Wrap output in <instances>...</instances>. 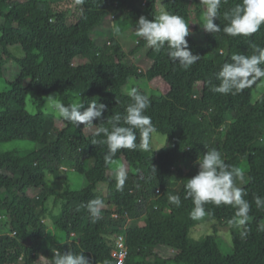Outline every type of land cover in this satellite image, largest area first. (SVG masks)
Here are the masks:
<instances>
[{"label": "trees", "instance_id": "trees-1", "mask_svg": "<svg viewBox=\"0 0 264 264\" xmlns=\"http://www.w3.org/2000/svg\"><path fill=\"white\" fill-rule=\"evenodd\" d=\"M241 2L222 0L214 22L222 29L224 12ZM163 10L189 23V49L201 57L188 70L170 60L166 47L157 51L135 34L128 37L140 16L154 20ZM204 12L200 0H0V78L9 85L0 90V146L31 144L0 148V264H52L57 250L83 252L92 264H116L120 235L129 247L125 264H264V209L253 199L264 197V93L254 100L253 85L224 95L209 83H219L216 74L232 54L251 55V44L264 46V24L250 37L212 34L201 26ZM15 46L23 53L12 52ZM9 58L19 68L13 78ZM160 79L166 88L152 85ZM130 86L149 96L146 114L167 141L158 146L153 137L149 151L119 150L114 160L127 166L128 179L117 191V165L106 164V145L92 141L102 138L95 128L110 127L108 118L124 112ZM54 92L65 104L79 96L108 107L91 127H77L46 109ZM207 148L243 170L240 187L251 204L246 238L228 223L235 214L231 205L209 202L203 218L190 215L185 184ZM71 173L84 176L86 185L73 188ZM169 195H179L181 204H170ZM96 197L105 208L93 223L86 204ZM205 222L214 223V233L192 237ZM222 226L229 228L232 249ZM54 227L65 237H56Z\"/></svg>", "mask_w": 264, "mask_h": 264}, {"label": "clouds", "instance_id": "clouds-1", "mask_svg": "<svg viewBox=\"0 0 264 264\" xmlns=\"http://www.w3.org/2000/svg\"><path fill=\"white\" fill-rule=\"evenodd\" d=\"M200 3L205 6L201 26L208 33L223 31L231 37H250L264 24V0H242L225 11L223 15L227 23L222 29L214 22L219 15L222 0H200ZM223 3H227V0H223ZM120 31L119 27L114 28L115 33L119 34ZM190 34L189 23L185 18L166 10L155 16L154 20L140 16L136 21L135 35L143 38L148 47L157 51L166 47L170 60L178 63L184 70L190 69L201 57L189 49L186 37ZM250 48L251 55L234 53L223 63L216 74L219 83L209 82L212 92L235 96L243 93L245 89L252 88L253 85L257 89L264 87V46L253 43ZM127 95L130 102L124 112H115L108 118L107 123L110 127L95 128L94 135L102 138L92 141L95 145H106L107 152L104 155L106 164L117 165L114 173L117 191L123 190L128 179L126 167L114 160L117 152L121 149L149 151L153 137L157 133L151 117L146 114L151 106L149 96L136 88L128 91ZM47 98L48 106L55 115L76 124L77 127L81 124L84 127H91L95 119L102 118L108 107L105 103L95 100L82 101L79 96L68 104L52 96ZM85 103L88 105L86 108ZM196 163L199 165L198 172L187 179L184 196L185 200L192 201L193 208L190 213L192 219L199 220L207 215L205 204L209 202L216 206L231 205L235 208V214L228 223L239 230L242 239L246 238L249 234L247 222L250 219L251 204L244 198L248 193L236 183L237 180L244 181L243 170L226 163L222 153L215 148H207V152L202 157L199 156ZM152 170L156 172L154 167ZM253 199L258 209H264V197L254 195ZM168 201L176 206L181 204L179 195H169ZM86 208L91 221L96 223L102 218L105 202L96 197L87 202ZM260 230L264 231V225L260 226ZM52 264H92V261L83 252L57 250L54 252Z\"/></svg>", "mask_w": 264, "mask_h": 264}, {"label": "rangeland", "instance_id": "rangeland-1", "mask_svg": "<svg viewBox=\"0 0 264 264\" xmlns=\"http://www.w3.org/2000/svg\"><path fill=\"white\" fill-rule=\"evenodd\" d=\"M134 34H135V32H132L131 31L128 34L129 35L128 37L133 38ZM128 37H125V38H128ZM130 44H127L126 45V48H128L130 46ZM11 51L14 52L17 55L23 53V50H22V48L20 46L12 47L11 48ZM143 56H144V54H142V56H140L141 63L145 67H147L149 65V62H148L147 58H145L146 56H144V57ZM6 68H7V75H9V77L13 78V77H16L17 76V74L19 72V68H18V65H17L15 59L9 58L7 60V63H6ZM144 85H146V84H144ZM152 85L154 87H163V88H166L164 82L161 79L160 80H155L154 84H152ZM150 87H151V85H150ZM8 88H9V85L7 84V82L5 81V79L0 78V90H5V89H8ZM132 88H133V86L132 87L130 86L129 88L126 89V91L127 92L130 91ZM263 93H264V87H261L259 89H256L254 91V100H257L258 98H260ZM49 96H52L53 98H57L58 99V93H56V92L47 95V97H49ZM28 108L32 112H35L36 111V108L32 104L31 97L28 98ZM46 109L49 112H52V110L49 108L48 104H47ZM58 124L59 125H62V121L60 119H58ZM92 131H94V130H92V129L89 130V132H92ZM154 141L157 142V144H155V145L162 146V143H164V144L166 143L167 138H166V136H164L162 134L156 133L155 136H154ZM30 145L31 144H29L27 142H24V141H17V142L14 141V142H10V143L1 145L0 148L3 151L4 150L7 151V150L23 149V148L29 147ZM126 169H127V166H126ZM70 179L72 181L73 188H75V189H81V188H83L86 185V179H85V177L82 176V175H79L77 173H71L70 174ZM244 183H246V179H244V181H241L238 184V186L240 187V186L244 185ZM104 187H105V189H107V186L106 185H104ZM51 206H54V201L53 200L51 201ZM57 209L58 208H56V210ZM211 226H213V227H211ZM213 229H214V223L213 222H205V223H203L201 225H198L194 230H192L193 231L192 232V237H194L195 239H200L204 235L214 233L213 232ZM53 232L57 234L56 237H60V238H64L65 237V234L63 232H61V231H59V236H58V231L55 229V227L53 229ZM220 233L224 237H226L228 239V241L230 242L229 244H231V249H232V238H231V234H230L229 228L222 226ZM221 244H222V248L224 249V252L225 251L226 252H229L230 248L225 245V242H222V238H221Z\"/></svg>", "mask_w": 264, "mask_h": 264}, {"label": "built area", "instance_id": "built-area-1", "mask_svg": "<svg viewBox=\"0 0 264 264\" xmlns=\"http://www.w3.org/2000/svg\"><path fill=\"white\" fill-rule=\"evenodd\" d=\"M117 214H115L116 216ZM126 236L125 235H120L118 237V249H117V261L116 264H125L127 257L129 255V247L127 245V241H126Z\"/></svg>", "mask_w": 264, "mask_h": 264}]
</instances>
